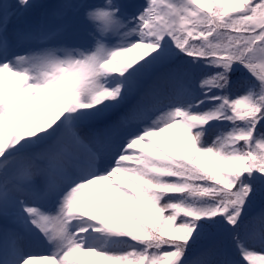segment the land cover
<instances>
[{"label": "snow or ice", "instance_id": "1", "mask_svg": "<svg viewBox=\"0 0 264 264\" xmlns=\"http://www.w3.org/2000/svg\"><path fill=\"white\" fill-rule=\"evenodd\" d=\"M0 264H264V0H0Z\"/></svg>", "mask_w": 264, "mask_h": 264}, {"label": "rangeland", "instance_id": "2", "mask_svg": "<svg viewBox=\"0 0 264 264\" xmlns=\"http://www.w3.org/2000/svg\"><path fill=\"white\" fill-rule=\"evenodd\" d=\"M35 3L37 4H51V3H56L57 0H34ZM131 2H140V0H131ZM35 11H41L40 9H37ZM21 25H23V21L19 22ZM77 44H85L87 43V36L86 33L82 32L78 35V37L74 41Z\"/></svg>", "mask_w": 264, "mask_h": 264}]
</instances>
